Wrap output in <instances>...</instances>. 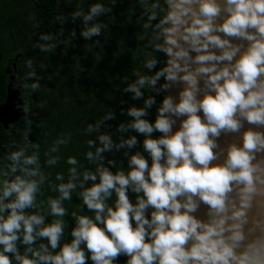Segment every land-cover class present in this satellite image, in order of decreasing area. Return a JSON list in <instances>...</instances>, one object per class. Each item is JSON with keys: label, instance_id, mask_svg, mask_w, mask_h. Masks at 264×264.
I'll return each instance as SVG.
<instances>
[{"label": "clouds", "instance_id": "1", "mask_svg": "<svg viewBox=\"0 0 264 264\" xmlns=\"http://www.w3.org/2000/svg\"><path fill=\"white\" fill-rule=\"evenodd\" d=\"M152 8L162 13L159 19L155 11L148 17L149 22L158 19L156 39L163 40L154 47L168 59L154 76H140L125 90L140 98V87L146 82L154 87L161 77L164 91L175 83L184 87L178 103L170 95L163 99L154 123L142 118L155 103L152 97L145 108L128 111L135 118L128 127L145 136L143 152L148 158L137 151L129 157L127 171L113 173L103 164L95 172L85 171L81 184L93 183L79 195L94 215L73 212L71 240L61 244L63 219L45 224L43 215L26 213L36 206L43 182V177L40 182L30 179L40 174L38 167H28L38 165V157L26 155L25 148L12 152L10 172L22 175L3 180L0 188V264H115L121 255L127 257L126 264H264L260 249L255 255L236 251L245 238V210L254 195H264V159L257 161V154L264 153V132L245 131L242 146L230 145L224 163H212L218 158L214 138L221 132L239 131L242 121L264 126V0H164ZM103 11L101 4L91 6L85 23ZM99 32L95 25L83 35L90 38ZM233 38L248 42L238 59L242 45ZM157 63L152 59L145 67L153 69ZM38 87L32 84L34 90ZM173 117H186L175 132ZM154 132L161 135L153 138ZM98 139L102 147L95 155L87 153L89 161L103 160L102 153L113 147L109 135ZM137 143L133 136L119 147ZM88 144L94 146L95 141ZM67 163L75 165L77 160L69 157ZM77 178L72 168L69 181L57 186L60 197L48 200L52 216L67 214L62 202L71 200ZM57 179L63 176L57 174ZM129 190L136 194L135 203ZM113 194L115 201L109 205ZM201 202L208 206L207 221L194 215ZM228 220L233 223L228 225ZM38 239L47 244L34 248ZM18 242L27 246L23 254Z\"/></svg>", "mask_w": 264, "mask_h": 264}, {"label": "trees", "instance_id": "2", "mask_svg": "<svg viewBox=\"0 0 264 264\" xmlns=\"http://www.w3.org/2000/svg\"><path fill=\"white\" fill-rule=\"evenodd\" d=\"M156 3L163 5L164 0H30L29 34L21 40L23 45L18 47L16 59L27 110L6 128L0 125V188L3 180L22 175L10 172L12 161L8 156L12 152L25 148L26 155L35 154L38 165L28 167H38L40 174L30 179L40 182L43 177V182L38 186L36 206L26 213L43 215L45 224L63 219L65 232L61 244L71 240L70 233L76 225L73 212L94 215L79 195L93 183L81 184L85 171L95 172L101 164L113 173L121 169L127 171L128 159L137 151L148 158L143 152L145 136L128 127L135 119L128 111L133 107L145 108V101L152 97L155 103L146 108L147 115L142 118L154 123L164 99V78L154 87L146 82L140 87V98H134L135 93L125 89L140 76H154L165 66V53L154 47L163 43L162 38L156 39L155 25L162 15L159 8H152ZM95 4H101L104 11L85 23L84 15ZM152 11L158 14V19L149 22ZM95 25L100 27L99 34L85 38L83 32ZM7 35L8 44H14L12 29ZM4 47L0 40V101L5 97L7 80L2 65L9 47ZM152 59L158 61L156 67L146 68L145 64ZM33 83L39 85L35 90ZM100 135H109L113 147L102 153L103 160L89 161L87 153L95 155L97 147H102ZM160 135L159 132L152 134L153 138ZM133 136L138 141L133 148L127 144L119 147L122 141ZM89 140L95 141V145L89 146ZM69 157H74L77 164H68ZM49 160L55 163L49 164ZM109 161H113L114 166ZM72 168L76 169L78 178L73 181L76 188L71 192V200L62 202L67 214L63 218L54 217L50 214L48 200L60 197L57 186L69 181L67 170ZM57 174H61L63 180H58ZM129 198L135 203L136 194L131 190ZM114 201L115 194L108 204ZM151 211L146 212L149 218ZM41 243L47 244V240L38 239L33 247L39 249ZM26 247L18 242L22 254ZM126 260L127 257L121 255L115 264H126ZM88 264H92L91 260Z\"/></svg>", "mask_w": 264, "mask_h": 264}, {"label": "water", "instance_id": "3", "mask_svg": "<svg viewBox=\"0 0 264 264\" xmlns=\"http://www.w3.org/2000/svg\"><path fill=\"white\" fill-rule=\"evenodd\" d=\"M222 3L223 0H220ZM232 42L234 44H241L240 53L237 54L238 59L239 55L246 51L248 42L241 41L233 38ZM219 53V50H216ZM191 55L195 56L196 53L193 52ZM18 55L14 57L13 62V71L9 75L7 84H6V94L2 101H0V125L3 128H6L8 124L15 121L19 116H23L26 113L25 104L23 101V96L21 92V83L17 77V66L16 59ZM168 57L165 55V65ZM165 83V80H164ZM183 83L172 84L167 91H164V98L166 96H172L174 98V103L179 102V93L183 90ZM201 88L203 89V81H201ZM203 95V91L200 93ZM203 116V113H200ZM186 117H173L176 120V123L173 125V132L179 130L180 123ZM242 127L237 132H221L219 137H215L217 147L214 149V152L217 153V159L214 160L213 164H223L226 157L227 151L230 145L236 144L237 146H242L243 144V134L245 131L252 129L255 131L264 132V126L252 125L247 121H242ZM264 159V153L257 154V161ZM257 161H254L256 163ZM232 199L235 201L236 207L240 206V199L234 192L232 194ZM246 222L242 224V231L244 234V240L241 242L240 247L236 249L237 253L248 252L250 255H255L257 249L264 251V195L257 194L254 195L249 203V207L245 210ZM198 219L207 221L208 217V206L202 202L199 205L198 210L194 213ZM231 215V209L229 211ZM232 220H228L227 224L231 225ZM227 235V233H226Z\"/></svg>", "mask_w": 264, "mask_h": 264}, {"label": "rangeland", "instance_id": "4", "mask_svg": "<svg viewBox=\"0 0 264 264\" xmlns=\"http://www.w3.org/2000/svg\"><path fill=\"white\" fill-rule=\"evenodd\" d=\"M30 13V0H0V40L6 46L4 48L9 47L6 51V57L3 59L6 66H11L15 54L19 51L18 49L21 45H23L21 40L29 34L28 19L31 18ZM14 27L15 31H13ZM11 29V40L14 44L9 45L7 33ZM67 172L69 174L70 170H67Z\"/></svg>", "mask_w": 264, "mask_h": 264}, {"label": "flooded vegetation", "instance_id": "5", "mask_svg": "<svg viewBox=\"0 0 264 264\" xmlns=\"http://www.w3.org/2000/svg\"><path fill=\"white\" fill-rule=\"evenodd\" d=\"M16 54H18V56H19V53H16ZM16 54H15V56H16ZM13 62H14V58H13V61L11 62V66H10V67H9V66H6L5 64L2 65V66L4 67V70H5L6 74H7L6 84H7V81H8L9 75H10V74L12 73V71H13ZM16 66H17V60H16ZM18 71H19V69H18V66H17V77H18V75H19ZM18 80H19V79H18ZM5 94H6V92H5ZM21 254H22V253H21Z\"/></svg>", "mask_w": 264, "mask_h": 264}]
</instances>
